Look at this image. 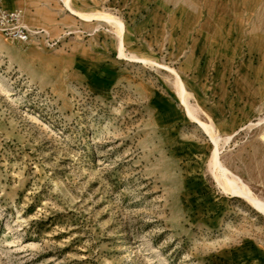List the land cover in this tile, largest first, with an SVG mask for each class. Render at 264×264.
I'll list each match as a JSON object with an SVG mask.
<instances>
[{
  "label": "rangeland",
  "instance_id": "rangeland-1",
  "mask_svg": "<svg viewBox=\"0 0 264 264\" xmlns=\"http://www.w3.org/2000/svg\"><path fill=\"white\" fill-rule=\"evenodd\" d=\"M2 1L0 264H264V0Z\"/></svg>",
  "mask_w": 264,
  "mask_h": 264
},
{
  "label": "built area",
  "instance_id": "built-area-1",
  "mask_svg": "<svg viewBox=\"0 0 264 264\" xmlns=\"http://www.w3.org/2000/svg\"><path fill=\"white\" fill-rule=\"evenodd\" d=\"M33 31L23 22V10L20 7H7L0 0V33L9 40L26 42L29 41Z\"/></svg>",
  "mask_w": 264,
  "mask_h": 264
},
{
  "label": "bare ground",
  "instance_id": "bare-ground-1",
  "mask_svg": "<svg viewBox=\"0 0 264 264\" xmlns=\"http://www.w3.org/2000/svg\"><path fill=\"white\" fill-rule=\"evenodd\" d=\"M66 1H67L66 3L69 4L68 0H66ZM80 14L83 15V16H85L86 18H87V16H88V15H85V14H82V13H80ZM88 18H89V17H88ZM106 18H107V17H106ZM110 19H111V20H114L113 17L110 18ZM111 20H110V21H111ZM117 20H118V19H117ZM115 22H116V21H115ZM119 23H120V22H119ZM118 25H119V24H118ZM122 53H123V52H122ZM184 100H186V99H184ZM185 103H186V102H185ZM186 106H187V103H186ZM188 108H189L190 114H192V113H193L192 109H191L190 107H188ZM188 108H187V109H188ZM195 118H196V117H195ZM196 120H198V119L196 118ZM199 124H200V123H199ZM210 127H211V126H210ZM206 131H207V130H206ZM209 131H210V130H209ZM210 135H211V134H210ZM212 136H213V135H212ZM215 139H216V138H214V140H215ZM215 142H216V141H215ZM217 145H218V144H217ZM218 147H219V146H217V148H218ZM218 153H219L218 150H216V151H215V156H214V160H215V162L218 161ZM212 161H213V160H212ZM217 166H219V165H217ZM221 169H222V168H221ZM227 172H228V171H226V173H227ZM224 174H225V173H224ZM224 174H223V176H224ZM227 174H229V173H227ZM220 176H221V175H220ZM230 176H231V175H230ZM217 177H218V176H217ZM220 178H221V177H220ZM232 178H233V176H232ZM218 179H219V178H218ZM224 179H225V181H226V177H225ZM227 179H228V178H227ZM220 180H221V179H220ZM234 180H235V178H233V180H232L233 183H235ZM238 181H240V180H238ZM236 182H237V181H236ZM224 183H226V182H224ZM241 183H242V182H241ZM227 185H228V184H227ZM236 185H237V183H236ZM240 185H243V184H240ZM237 186H238V185H237ZM238 187H239V186H238ZM241 187H242V186H241ZM239 188H240V187H239ZM242 188H243V187H242ZM235 189H236V188H235ZM237 189H238V188H237ZM240 190H241V189H240ZM240 190H239V191H240ZM237 191H238V190H237ZM244 191H246V189H245ZM241 192H243V191H241ZM248 193H249V192H248ZM248 193H247V191H246L245 194H248ZM241 194H243V193H241ZM245 194H243V195H245ZM252 198H253V201H252V202H255V203H254L255 205L258 204V205L260 206L261 204H263L262 201H261L260 199H258L257 197H255V196L252 195ZM252 198H250V200H251ZM258 205H257V206H258ZM260 207H261V206H260Z\"/></svg>",
  "mask_w": 264,
  "mask_h": 264
},
{
  "label": "crops",
  "instance_id": "crops-1",
  "mask_svg": "<svg viewBox=\"0 0 264 264\" xmlns=\"http://www.w3.org/2000/svg\"><path fill=\"white\" fill-rule=\"evenodd\" d=\"M12 8V7H11Z\"/></svg>",
  "mask_w": 264,
  "mask_h": 264
}]
</instances>
